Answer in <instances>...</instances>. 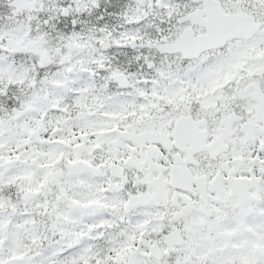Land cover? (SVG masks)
Returning <instances> with one entry per match:
<instances>
[{
    "label": "snow or ice",
    "instance_id": "snow-or-ice-1",
    "mask_svg": "<svg viewBox=\"0 0 264 264\" xmlns=\"http://www.w3.org/2000/svg\"><path fill=\"white\" fill-rule=\"evenodd\" d=\"M0 264H264V0H0Z\"/></svg>",
    "mask_w": 264,
    "mask_h": 264
}]
</instances>
